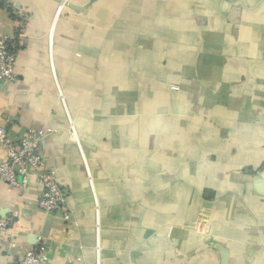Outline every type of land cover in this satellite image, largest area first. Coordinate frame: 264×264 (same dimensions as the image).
<instances>
[{
    "label": "crops",
    "instance_id": "obj_1",
    "mask_svg": "<svg viewBox=\"0 0 264 264\" xmlns=\"http://www.w3.org/2000/svg\"><path fill=\"white\" fill-rule=\"evenodd\" d=\"M58 1L0 0V38L17 45L14 80L0 85V125L13 141L29 130L44 136L68 213L37 209L34 173L24 190L0 181L9 225L0 264L42 244L50 264H218V247L226 264H264V194L252 178L264 180V3L204 0L194 21L188 2L166 8L167 19L163 0H68L77 10L56 16ZM193 34L200 68L186 62ZM177 79L189 114L168 123L184 132L146 129L160 118L147 117L145 103H178ZM193 81L199 100L187 94ZM194 102L212 109L194 118ZM232 123L250 132L232 127L225 142L222 124ZM225 203L233 210L215 208ZM209 205L212 234L186 226Z\"/></svg>",
    "mask_w": 264,
    "mask_h": 264
},
{
    "label": "built area",
    "instance_id": "obj_2",
    "mask_svg": "<svg viewBox=\"0 0 264 264\" xmlns=\"http://www.w3.org/2000/svg\"><path fill=\"white\" fill-rule=\"evenodd\" d=\"M67 5L68 0H59L55 15L58 16ZM15 47L14 37L0 38V85L14 80L17 63ZM69 125L70 133L73 134V124L69 123ZM43 138L42 134L29 130L13 141L9 139L6 127L0 125V149L5 156V161L0 163V181L9 189L24 190L29 177L34 173L42 190L36 204L37 209L46 214L61 215L64 220H67L64 194L58 185L56 173L47 166L40 150V142ZM8 227V223L0 221V248L7 243ZM50 262V250L42 244L27 252L15 264H50Z\"/></svg>",
    "mask_w": 264,
    "mask_h": 264
},
{
    "label": "rangeland",
    "instance_id": "obj_3",
    "mask_svg": "<svg viewBox=\"0 0 264 264\" xmlns=\"http://www.w3.org/2000/svg\"><path fill=\"white\" fill-rule=\"evenodd\" d=\"M244 2H248L252 4V2H255L257 4H259V6H262V4L264 3V0H243ZM242 1V2H243ZM191 3L192 7H193V15H194V21H196V17L197 15H199L201 13V7L203 5L204 0H163V5L164 7H162L163 11L165 12L164 18L166 17L167 19L170 16V12L168 11V9L166 8H173V7H179V5L182 4H186L188 5V3ZM232 0H225L224 4H231ZM234 2V1H233ZM264 5V4H263ZM228 6V5H227ZM226 6V7H227ZM180 13V11H178ZM257 14H259V12H257ZM193 21V22H194ZM195 24V22L193 23ZM193 38H189L186 40V42H190L193 41L194 42V49L192 50L191 53H187V63L188 64H192L194 67L196 68H200V64H199V58H200V54H201V41L199 39V37L196 34H193ZM197 37V38H196ZM167 46L164 47L163 51H168L167 50ZM164 53V58L168 57V52ZM195 57H198V59H195ZM149 60L146 59L145 63H148ZM150 64H152L151 60L149 61ZM167 62V61H166ZM156 64L159 68V65L162 64V59L161 61L156 60ZM199 78H201V76L199 75ZM168 84V83H167ZM192 85L194 86V88L196 90L191 92H187V94L189 95V98L191 97V94L193 96L194 99L199 100V97L201 99V95L202 92L201 90H199L200 86H196L195 82L193 81ZM170 90L174 93H177V98L176 101L178 103H164L163 101H161V103H145V105H148L145 107V115L147 117H155L156 118H160V122L159 124L157 123V121L155 120V122L153 120H150L151 123H147L146 124V129L149 130H154V131H158V129H160V131L162 133H167L168 131H170V129L172 130V128L175 130V128L177 129L176 131L178 132H184V123H178L177 125L171 123H168V117L169 116H183L186 114H189L186 110V107L184 106V103H186V99H185V91H184V84L183 82H179L178 79L176 80V84H171L170 85ZM162 92H164L163 90H161ZM179 93V94H178ZM210 94V93H209ZM164 96L162 95L161 99ZM191 103H187V106H189ZM204 103H192V106H189L188 109L191 110L192 109V116L195 118L198 115L200 116L202 114V111H205L206 113L209 112L212 108H207L206 104H204L205 106L203 107ZM213 110H215L213 108ZM214 112V111H213ZM211 112V113H213ZM190 116V115H189ZM158 125V127H157ZM198 126L200 124H197ZM223 126H226L228 128L229 131L226 132L227 137L225 138V142L227 140H229V136L230 134H232L234 132L233 128H240L242 130V128L244 130H246V132H248L250 130V126L249 124H244V125H239L238 123H235V125H233V123L231 124L232 126L228 125V124H222ZM211 126V125H210ZM243 131V130H242ZM244 132V131H243ZM250 132V131H249ZM251 141V140H249ZM161 142H166V140H162ZM168 142V140H167ZM197 142V141H194ZM248 141L244 140V144L247 145ZM169 144V142H168ZM167 144V145H168ZM174 146V144H172ZM199 207V205H198ZM198 207L196 208V210L198 209ZM219 207L221 209V211L223 212H230L233 210V205L230 204H217L215 205V208ZM194 211V215L197 216L196 219L193 222H190V225H186L188 226L190 229H192V231H196V232H204V229L209 228L211 229L213 227V223H212V214L214 211V206L209 205V207H203L200 208L198 211ZM215 227V226H214ZM194 232V233H196Z\"/></svg>",
    "mask_w": 264,
    "mask_h": 264
},
{
    "label": "water",
    "instance_id": "obj_4",
    "mask_svg": "<svg viewBox=\"0 0 264 264\" xmlns=\"http://www.w3.org/2000/svg\"><path fill=\"white\" fill-rule=\"evenodd\" d=\"M59 2V1H58ZM69 6L70 8L74 9V10H77L76 7L72 6V5H67ZM253 180H254V183H255V186H254V191L256 192H259L258 194H264V190L261 188V186L259 187L258 185H263L264 186V180L260 177L259 173L256 172V174L252 177ZM212 229L211 228V234H212ZM210 230V229H209ZM210 232H208L209 234ZM218 253H219V263L218 264H226V259H228V252L226 250H224L223 248L221 247H218Z\"/></svg>",
    "mask_w": 264,
    "mask_h": 264
},
{
    "label": "trees",
    "instance_id": "obj_5",
    "mask_svg": "<svg viewBox=\"0 0 264 264\" xmlns=\"http://www.w3.org/2000/svg\"><path fill=\"white\" fill-rule=\"evenodd\" d=\"M17 46V45H16Z\"/></svg>",
    "mask_w": 264,
    "mask_h": 264
}]
</instances>
